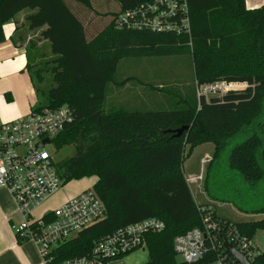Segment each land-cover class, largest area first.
Here are the masks:
<instances>
[{
	"label": "trees",
	"instance_id": "1",
	"mask_svg": "<svg viewBox=\"0 0 264 264\" xmlns=\"http://www.w3.org/2000/svg\"><path fill=\"white\" fill-rule=\"evenodd\" d=\"M117 5L99 34L89 37L84 16L89 0H0V43L3 26L14 22L11 40L23 47L25 71L34 93L43 98L36 108L67 106L73 121L54 140L74 154L56 169L66 185L96 178L93 191L105 208V218L58 248L60 259L84 255L93 241L148 218L163 221L160 234L146 237L145 264H186L177 259L173 239L201 226L199 208L183 175L182 163L192 151L212 144L203 193L214 215L249 238L264 236V8L247 9L245 0H187L190 38L172 33L116 30L125 10L150 0H111ZM26 14L19 26L17 17ZM40 30L51 59L33 64L28 49L35 43L22 32ZM192 50L196 83L245 84L208 100L181 97L173 110H105L108 84L124 58L169 57ZM242 57L247 71L226 73L219 61ZM238 58V57H237ZM149 90H160L146 85ZM187 130L179 137L168 131ZM212 202L232 204L241 214L262 215L233 222L217 214ZM18 243L22 241L17 240ZM203 259L197 264H207ZM251 264H264V251Z\"/></svg>",
	"mask_w": 264,
	"mask_h": 264
},
{
	"label": "built area",
	"instance_id": "2",
	"mask_svg": "<svg viewBox=\"0 0 264 264\" xmlns=\"http://www.w3.org/2000/svg\"><path fill=\"white\" fill-rule=\"evenodd\" d=\"M114 25L119 31L172 33L188 38L191 35L187 0H150L119 14ZM246 87L228 82L206 84L198 86L196 97L208 100ZM72 121L73 114L64 105L34 107L24 118L0 123V190L9 193L20 216V222L12 224L11 229L16 240L30 241L36 246L44 264H123L125 256L146 248L148 235L164 231L163 221L148 218L127 225L93 241L84 255L60 259L59 247L105 218L103 203L88 189L40 218L32 217L35 209L65 186L58 175L57 162L46 148ZM44 139L49 141L46 146L42 145ZM205 164L201 160V165ZM202 179L201 174L191 181ZM198 211L201 226L173 239V250L181 261L197 264L206 258L207 264H239L225 253L221 238L248 264L260 256L262 251L254 244V237L249 238L235 225L220 220L208 204Z\"/></svg>",
	"mask_w": 264,
	"mask_h": 264
},
{
	"label": "rangeland",
	"instance_id": "3",
	"mask_svg": "<svg viewBox=\"0 0 264 264\" xmlns=\"http://www.w3.org/2000/svg\"><path fill=\"white\" fill-rule=\"evenodd\" d=\"M90 10H86L83 6H77L84 16L87 34L89 37H94L99 34L107 25L110 24L111 18L108 16L109 11L115 10L117 5L111 0H89ZM23 15V14H22ZM21 15L19 16V18ZM19 22V21H18ZM7 23V24H11ZM5 24V25H7ZM3 26V30L4 27ZM28 39L35 43V47L28 49L30 59L33 64L42 63L52 58L47 44L38 36H32L35 32H22ZM31 36V38H30ZM24 48V46H23ZM191 47L184 50L182 53L169 57H147V58H124L119 61L114 75V81L121 83L126 79H130L124 86H117L113 83L108 84L106 89L105 110L125 109V110H140V111H164L173 110L175 104L179 101L178 95L181 97L193 96L198 89V84L195 79L193 58ZM238 57V58H237ZM36 65V64H35ZM248 66L244 59L239 56H231L227 62L219 61L216 69L226 73H238L247 71ZM26 73V71L24 72ZM25 75V74H24ZM13 87L19 88L20 83L13 81ZM146 85H153L160 90H149ZM17 91V90H14ZM12 101H6L3 96V104L18 105L23 114L19 118L26 117L31 109L43 104V98L37 97L34 93L33 86L28 89L16 93ZM2 108L0 107V113ZM6 111V109H4ZM18 118V119H19ZM0 123H4L0 119ZM46 150L53 156L56 162H61L74 154L72 146L64 147L56 150L52 142ZM214 152L212 144H204L195 148L191 155L187 158L184 153V162L182 163V171L184 178L191 181L202 174V181H191L188 183L189 189L196 203L204 205L210 204L206 200L203 193V180L205 176L206 166ZM207 157V158H206ZM201 160L206 161L204 166L201 165ZM97 179L83 178L81 180H73L66 184L61 191L49 198L44 204L32 212L34 219L40 218L44 213L51 211L58 206L72 199L83 190L94 189ZM204 195H203V194ZM6 201L7 196L2 195ZM212 206L217 214L221 217H226L233 222L248 221L258 218L262 215L239 213L232 204H222L213 202ZM12 224L18 223L13 220ZM10 232L15 237L11 224ZM16 239V238H15ZM254 244L264 251V236L261 231H257L253 238ZM180 261L181 259L177 257ZM148 260V252L145 247L132 252L125 256L122 260L123 264H145Z\"/></svg>",
	"mask_w": 264,
	"mask_h": 264
},
{
	"label": "crops",
	"instance_id": "4",
	"mask_svg": "<svg viewBox=\"0 0 264 264\" xmlns=\"http://www.w3.org/2000/svg\"><path fill=\"white\" fill-rule=\"evenodd\" d=\"M245 7L249 10L264 8V0H245ZM28 13L23 12L18 15L17 21H19V26L24 16ZM20 15L21 17L19 18ZM14 29V22L5 25L3 30L5 40L0 43V107L2 108L0 119L3 122L16 120L23 114L18 105H4L3 96L6 101L11 102V96L15 98L16 93L28 89L31 85L28 74L24 73L27 62L25 50L23 47L15 46L11 40ZM39 32L40 30L35 31L32 36H38ZM31 33L33 32H29L30 35ZM43 42L48 45L47 42ZM15 79L20 83L18 89L13 87L12 80L14 81ZM3 194L7 196L6 201L2 197ZM206 200L208 199L206 198ZM13 220H17L19 223L20 216L15 209L9 193L6 190H0V264H44L36 246L32 242L25 241L18 243L15 237H13L9 228L10 224L12 225L14 222Z\"/></svg>",
	"mask_w": 264,
	"mask_h": 264
},
{
	"label": "water",
	"instance_id": "5",
	"mask_svg": "<svg viewBox=\"0 0 264 264\" xmlns=\"http://www.w3.org/2000/svg\"><path fill=\"white\" fill-rule=\"evenodd\" d=\"M187 130V127H181L179 129H176L174 131H168V133L173 134L175 137H179L183 134L184 131ZM49 144V141L47 139H44L42 141V145L46 146ZM40 148V145H37V149ZM224 242L223 248L225 250V253L229 254L231 257H233L239 264H248L245 259L237 253L228 243L224 238H221Z\"/></svg>",
	"mask_w": 264,
	"mask_h": 264
}]
</instances>
